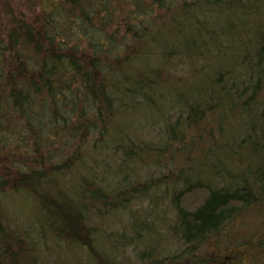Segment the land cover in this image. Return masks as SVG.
Masks as SVG:
<instances>
[{
    "label": "trees",
    "instance_id": "obj_1",
    "mask_svg": "<svg viewBox=\"0 0 264 264\" xmlns=\"http://www.w3.org/2000/svg\"><path fill=\"white\" fill-rule=\"evenodd\" d=\"M22 6L0 13V264L263 262L240 213L264 206V0Z\"/></svg>",
    "mask_w": 264,
    "mask_h": 264
},
{
    "label": "rangeland",
    "instance_id": "obj_2",
    "mask_svg": "<svg viewBox=\"0 0 264 264\" xmlns=\"http://www.w3.org/2000/svg\"><path fill=\"white\" fill-rule=\"evenodd\" d=\"M10 21V20H9ZM3 29H0L1 32H5L10 27V23L8 21H2ZM31 200L28 199V197L24 195H19V196H11L10 198H6L2 200V209L6 213V215L11 218V222L13 224V227L15 225L23 226L27 225L29 226L28 222H31L34 218L35 211L32 207V204L30 202ZM264 205V204H262ZM1 208V206H0ZM40 214V213H39ZM242 220L240 223L243 226H246V224L250 227L253 228L255 227L256 230H264V206L262 207H250L248 209H244L240 215ZM41 216V215H40ZM241 227V225H240ZM245 231V227L241 228V232ZM239 240L244 241L245 238H238ZM167 243V242H166ZM165 248H170L172 245L165 244ZM80 250H72V251H66L68 253L64 252V255L67 256V260L74 262L75 259H81V261H85L86 259V252L85 250L81 249ZM201 251L204 253L207 251V249L203 248ZM58 252V251H57ZM123 252H119L121 256L119 258L122 261H125L126 258H130V255L132 251L129 252V250L122 254ZM256 261V260H255ZM264 262V261H263ZM263 262H258V264H262ZM9 264V263H8ZM250 264V263H248ZM254 264V263H251Z\"/></svg>",
    "mask_w": 264,
    "mask_h": 264
},
{
    "label": "flooded vegetation",
    "instance_id": "obj_3",
    "mask_svg": "<svg viewBox=\"0 0 264 264\" xmlns=\"http://www.w3.org/2000/svg\"><path fill=\"white\" fill-rule=\"evenodd\" d=\"M31 0H0V13H5L6 8L12 7L13 10H16L17 6L25 7V5ZM21 7V8H22Z\"/></svg>",
    "mask_w": 264,
    "mask_h": 264
}]
</instances>
